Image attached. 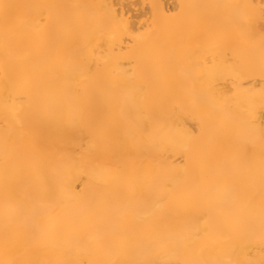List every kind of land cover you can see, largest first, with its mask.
Instances as JSON below:
<instances>
[{
	"label": "bare ground",
	"instance_id": "bare-ground-1",
	"mask_svg": "<svg viewBox=\"0 0 264 264\" xmlns=\"http://www.w3.org/2000/svg\"><path fill=\"white\" fill-rule=\"evenodd\" d=\"M0 264H264V0H0Z\"/></svg>",
	"mask_w": 264,
	"mask_h": 264
}]
</instances>
